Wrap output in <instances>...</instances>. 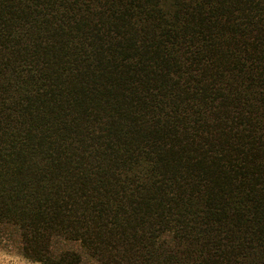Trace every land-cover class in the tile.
I'll return each instance as SVG.
<instances>
[{
    "label": "trees",
    "instance_id": "16d2710c",
    "mask_svg": "<svg viewBox=\"0 0 264 264\" xmlns=\"http://www.w3.org/2000/svg\"><path fill=\"white\" fill-rule=\"evenodd\" d=\"M0 251L264 264V0H0Z\"/></svg>",
    "mask_w": 264,
    "mask_h": 264
},
{
    "label": "rangeland",
    "instance_id": "374dc122",
    "mask_svg": "<svg viewBox=\"0 0 264 264\" xmlns=\"http://www.w3.org/2000/svg\"><path fill=\"white\" fill-rule=\"evenodd\" d=\"M0 264H40L36 262H30L20 256L0 251Z\"/></svg>",
    "mask_w": 264,
    "mask_h": 264
}]
</instances>
